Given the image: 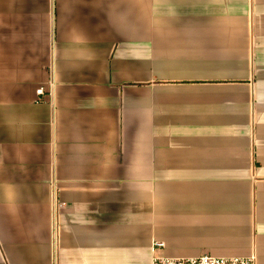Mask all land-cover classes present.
<instances>
[{"label":"crops","instance_id":"1","mask_svg":"<svg viewBox=\"0 0 264 264\" xmlns=\"http://www.w3.org/2000/svg\"><path fill=\"white\" fill-rule=\"evenodd\" d=\"M154 254L264 264V0H0V264Z\"/></svg>","mask_w":264,"mask_h":264},{"label":"built area","instance_id":"2","mask_svg":"<svg viewBox=\"0 0 264 264\" xmlns=\"http://www.w3.org/2000/svg\"><path fill=\"white\" fill-rule=\"evenodd\" d=\"M39 97L44 96L45 91L43 87L37 89ZM40 99V98H39ZM155 247L164 246L163 242L155 241ZM151 264H256V257L252 256H215L205 254L195 257H173L168 255L154 254Z\"/></svg>","mask_w":264,"mask_h":264}]
</instances>
